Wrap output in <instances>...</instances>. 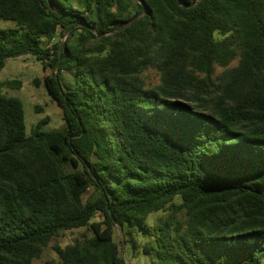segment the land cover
Listing matches in <instances>:
<instances>
[{"label":"trees","instance_id":"trees-1","mask_svg":"<svg viewBox=\"0 0 264 264\" xmlns=\"http://www.w3.org/2000/svg\"><path fill=\"white\" fill-rule=\"evenodd\" d=\"M0 19V72L51 69L65 121L29 134L0 80V264L81 228L46 264H127L137 232L148 264H264V0H0Z\"/></svg>","mask_w":264,"mask_h":264},{"label":"rangeland","instance_id":"rangeland-1","mask_svg":"<svg viewBox=\"0 0 264 264\" xmlns=\"http://www.w3.org/2000/svg\"><path fill=\"white\" fill-rule=\"evenodd\" d=\"M14 26V23L0 19V28H13ZM51 73V69H45L42 63L32 56L10 59L7 61L5 68L0 72L1 81L16 80L22 84L21 88H17L16 86L13 88L6 87L4 92L8 96L17 97L22 100L29 134L43 120H47V124L44 126V130L46 131L61 130L65 125L63 110L53 100L45 86V79ZM145 77L149 83L157 84L159 82L158 73L152 69L145 72ZM175 202L180 204L181 200L177 198ZM165 217H167V213L159 212L151 215L147 223L153 226ZM84 235H90V232L85 228L61 233L60 237L53 241L45 250L41 259L36 260L34 264H46L51 261L58 262L59 259L55 252V246L59 245L64 248L73 244L77 238H82ZM115 238L120 244L122 234L118 227L115 228ZM136 238L138 239L137 249H133L132 243L129 242L122 247L123 256L127 264H148V259L142 251L148 239L144 238L140 232H137Z\"/></svg>","mask_w":264,"mask_h":264},{"label":"water","instance_id":"water-1","mask_svg":"<svg viewBox=\"0 0 264 264\" xmlns=\"http://www.w3.org/2000/svg\"><path fill=\"white\" fill-rule=\"evenodd\" d=\"M141 4L144 5V3L142 2ZM148 13V10H146L143 15L147 14ZM140 17H137L135 20H133L132 22H130L129 24L133 23L134 21L138 20ZM121 253L123 254V250L121 251Z\"/></svg>","mask_w":264,"mask_h":264}]
</instances>
